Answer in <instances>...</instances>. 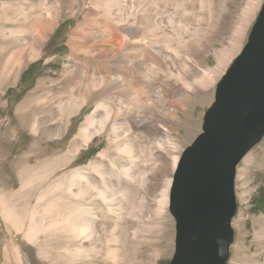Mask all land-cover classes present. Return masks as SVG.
Wrapping results in <instances>:
<instances>
[{"label": "rangeland", "instance_id": "rangeland-1", "mask_svg": "<svg viewBox=\"0 0 264 264\" xmlns=\"http://www.w3.org/2000/svg\"><path fill=\"white\" fill-rule=\"evenodd\" d=\"M68 3L34 60L17 70L0 65V264H169L176 246L170 199L183 153L202 133L217 84L247 44L264 0H163L166 31L172 35V28L183 27L181 53L193 60L189 64L198 74L216 67L219 53L236 48L207 89H187L161 75L154 86L163 88L164 99L150 109L136 106L154 99L136 95L151 69L145 59L111 63L75 52L70 36L86 22L91 4L81 11L76 0ZM170 14L173 25L166 17ZM17 29L23 28L7 27ZM4 39L0 36V44L7 42ZM160 45L164 56H176L177 65L169 64V70L179 71L184 54L174 55ZM38 61L32 76L22 81L23 73ZM122 65L125 83L136 81L126 103L117 101V93L87 86L99 83L101 73L112 77ZM152 73L156 76L157 70ZM32 84L35 105L21 120L17 109ZM137 110L143 120L153 119V130L136 125ZM88 121L92 139L68 162L67 152ZM91 147L98 153L77 164ZM235 187V240L227 264H264V138L239 165ZM100 191L106 201L98 197ZM165 196L166 204L158 201ZM72 214L78 222L86 217L91 228H57ZM31 221L40 229L36 240L27 236Z\"/></svg>", "mask_w": 264, "mask_h": 264}, {"label": "bare ground", "instance_id": "bare-ground-1", "mask_svg": "<svg viewBox=\"0 0 264 264\" xmlns=\"http://www.w3.org/2000/svg\"><path fill=\"white\" fill-rule=\"evenodd\" d=\"M162 1L76 0V6L81 11L85 9L87 4H91V7L85 19L86 22L70 36L69 43L75 52H81L87 56L99 58L103 62L111 63L122 62V60H124V63L137 62L145 59L151 67L150 70L147 69L148 71L144 73L145 85L136 95L137 98L153 97L154 99L151 100L152 104L137 102L136 106L138 108L145 107L150 109L155 102L162 104L164 90L154 86L155 83H160L161 75H166L167 78L175 80L176 84H184L187 89H195L197 86L202 89L209 88L215 83L223 68L228 65L236 48L234 45L235 48L231 47L219 53L217 66L214 68H202L201 74H198V70L191 69L189 64V61L193 60L190 57H186V53H181L182 39L185 33L183 27L172 28L174 29L172 35H169L166 31L167 27L164 25L165 22L163 20L165 11L162 10ZM68 2L69 0L3 1L0 5V36L4 37L7 42L0 44V65L10 66L13 70H17L21 68L26 60H34L38 55L39 44L54 29L60 17V11L68 8ZM170 16L171 14L166 17L169 18V23L173 25ZM10 25H18L23 29L9 31L7 27ZM5 33H8V35L6 36ZM25 37L30 38L31 41L28 42ZM109 38L112 40L111 42L116 41L117 45L108 46L111 44L110 40L106 41ZM174 42L177 43V46H174ZM161 43H164L169 52H173L174 55L184 54L185 57H181L184 58V63L180 66L179 71L173 72L169 70V64L171 67L177 65L176 56H164V50L160 48ZM119 68L121 70L116 69V73L112 74V77H107L101 73L99 83H88L87 86L92 88L88 89H106L108 94L117 93V101L121 104L126 103V98L136 86V81L133 78L134 80L129 84L125 83L122 72L126 70L125 65ZM153 69L157 70L156 76L152 73ZM191 73L193 75H190L191 78L189 79L188 75ZM79 98H76V100ZM79 100L85 101L84 98ZM102 104L98 105L99 109L103 107ZM158 111L163 113L160 109ZM135 116L136 125L147 129V131L154 129L153 119L143 120L142 118L145 116L138 110ZM150 116H153V114ZM90 125L91 123L88 121V124L83 126L76 135L71 147V153H78L82 146H86L91 141L92 128ZM98 197L106 201L104 191H100ZM158 201L166 204L168 199L165 196ZM8 216L9 218L12 217L11 214H8ZM91 226V221L86 217L82 218V222H78L76 215L72 214L67 216L62 223H59L57 228L63 227L70 228L73 231H78V229L87 231ZM39 233V227L36 224L33 226V221H31L27 232L28 238L36 240Z\"/></svg>", "mask_w": 264, "mask_h": 264}, {"label": "water", "instance_id": "water-1", "mask_svg": "<svg viewBox=\"0 0 264 264\" xmlns=\"http://www.w3.org/2000/svg\"><path fill=\"white\" fill-rule=\"evenodd\" d=\"M263 138L264 4L247 44L217 84L202 133L183 153L170 199L176 246L169 264L229 262L238 167Z\"/></svg>", "mask_w": 264, "mask_h": 264}, {"label": "crops", "instance_id": "crops-1", "mask_svg": "<svg viewBox=\"0 0 264 264\" xmlns=\"http://www.w3.org/2000/svg\"><path fill=\"white\" fill-rule=\"evenodd\" d=\"M34 105H35V84L31 87L30 91L28 92V95L25 98H23L19 108L17 109L19 116H21V120H22L24 112H28L31 109H33ZM80 111L81 110H79L78 112H80ZM72 117H74V115ZM29 127L31 128L32 126L30 125ZM33 131H34V129H33ZM62 138H63V136H62ZM34 146H35V142H33L31 144V148L33 147V149H35ZM29 150H30V147H29ZM29 150H27V153L29 152ZM70 151H71V148L67 152V156H66V159L68 162L74 161L77 158V156L81 153L80 151H79V153H71ZM33 153L34 152L31 151L30 154H28V158Z\"/></svg>", "mask_w": 264, "mask_h": 264}, {"label": "trees", "instance_id": "trees-1", "mask_svg": "<svg viewBox=\"0 0 264 264\" xmlns=\"http://www.w3.org/2000/svg\"><path fill=\"white\" fill-rule=\"evenodd\" d=\"M41 64V61H38L36 63H33L29 66V68L23 73L21 80L24 81L26 78H30L32 76V72L35 71V68L37 66H39ZM36 76L34 75L33 77H35L36 80ZM34 84L31 85V87ZM9 93L11 92V90L8 91ZM22 99V96L19 97L17 100L18 102ZM98 148H94L91 147L88 152L86 154L81 155L77 160L76 163L77 164H85L89 159H91V157H93L94 155H96L98 153L99 150H97ZM85 157V158H84ZM261 201V200H260ZM262 206L264 207V203L262 204Z\"/></svg>", "mask_w": 264, "mask_h": 264}]
</instances>
